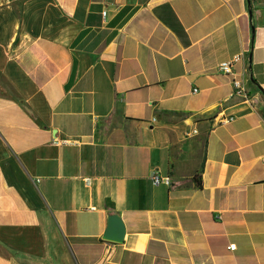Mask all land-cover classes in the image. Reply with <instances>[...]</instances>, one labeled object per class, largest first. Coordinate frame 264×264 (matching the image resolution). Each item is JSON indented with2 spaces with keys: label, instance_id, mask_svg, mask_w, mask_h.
<instances>
[{
  "label": "crops",
  "instance_id": "0c3cea01",
  "mask_svg": "<svg viewBox=\"0 0 264 264\" xmlns=\"http://www.w3.org/2000/svg\"><path fill=\"white\" fill-rule=\"evenodd\" d=\"M0 264H264V0H0Z\"/></svg>",
  "mask_w": 264,
  "mask_h": 264
},
{
  "label": "built area",
  "instance_id": "2783aa9c",
  "mask_svg": "<svg viewBox=\"0 0 264 264\" xmlns=\"http://www.w3.org/2000/svg\"><path fill=\"white\" fill-rule=\"evenodd\" d=\"M243 60H244L243 53L237 54V55L233 56L230 60L222 61L221 63H219L218 69L220 72H222L224 74L235 76L236 73L234 72V65L237 62H241ZM233 86H234V92H233L234 96L243 97L245 99L248 98L247 89H246L242 79H237L234 77ZM194 91H197V89H194ZM194 132L197 133V131H194ZM70 143H71V141L69 139H63L60 142H58V144H70ZM85 180H86V183L88 185L91 184L90 178H87ZM152 180H153V183L155 185L165 184L167 186H170L171 182H172L171 177H169V176L162 177L156 171H154L152 173ZM235 248H236L235 244L230 245V250H234Z\"/></svg>",
  "mask_w": 264,
  "mask_h": 264
},
{
  "label": "water",
  "instance_id": "95a60500",
  "mask_svg": "<svg viewBox=\"0 0 264 264\" xmlns=\"http://www.w3.org/2000/svg\"><path fill=\"white\" fill-rule=\"evenodd\" d=\"M125 236V228L122 221L115 215L109 219L108 228L104 234V239L113 242H122Z\"/></svg>",
  "mask_w": 264,
  "mask_h": 264
},
{
  "label": "trees",
  "instance_id": "16d2710c",
  "mask_svg": "<svg viewBox=\"0 0 264 264\" xmlns=\"http://www.w3.org/2000/svg\"><path fill=\"white\" fill-rule=\"evenodd\" d=\"M124 14H125V13L120 14V16H119L118 19L122 18V17L124 16Z\"/></svg>",
  "mask_w": 264,
  "mask_h": 264
}]
</instances>
